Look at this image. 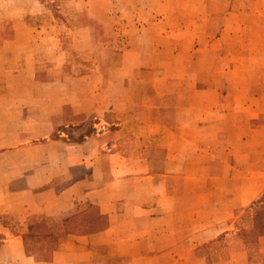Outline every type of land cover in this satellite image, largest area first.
<instances>
[{"label":"crops","instance_id":"1","mask_svg":"<svg viewBox=\"0 0 264 264\" xmlns=\"http://www.w3.org/2000/svg\"><path fill=\"white\" fill-rule=\"evenodd\" d=\"M21 18L12 21L10 41L0 43V263L41 264L35 260L43 255L50 257L44 264H97L96 248L105 249L104 259L120 258L128 264L177 262L180 246L192 244L195 232L200 234L227 213L224 204L219 205L222 208L203 206L200 211L204 214L195 218V206L189 202L195 182H220L223 176L201 179L184 171L179 174L178 168L190 166L196 141L217 139L226 133L228 117H241V100L234 95L217 96L213 94L216 86H207L199 95H178L184 109L173 106L174 116L170 117L163 112L172 101L166 87H155L134 101L128 92L130 80L122 78L126 94L117 97L116 103L114 97H99L93 73L36 79V65L43 61L29 45L31 35ZM84 25L73 32L75 51L86 48L84 44L95 36L89 25ZM22 38L27 45L20 48L16 43ZM186 39L193 37L187 35ZM130 53L131 49L125 55ZM58 54L62 56L57 65H46L62 70L69 63L68 55L66 51ZM122 67L127 68L125 63ZM118 102L122 108L116 106ZM226 103H234L230 111ZM263 113L264 109H257L251 117L264 119ZM70 114L93 115L95 131L77 142L51 138ZM212 114L214 117L208 118ZM69 125L78 123L72 121L65 127ZM263 126L251 129L254 138L249 162L256 171L246 178L248 187L235 191V207L255 198L264 186V169L260 168L264 149L259 151L264 137L258 131L261 127L264 132ZM240 140L235 136L229 143L234 149H229L234 168L240 166ZM157 149L164 150L162 161L152 155ZM233 180L241 181L237 176ZM180 182L186 184L182 189ZM180 197H186L185 207L179 206ZM90 204L94 213L85 210ZM195 219L207 225L195 227ZM52 220H61L67 233L60 247L26 255L24 230L32 223ZM203 234L208 237L209 230Z\"/></svg>","mask_w":264,"mask_h":264},{"label":"rangeland","instance_id":"2","mask_svg":"<svg viewBox=\"0 0 264 264\" xmlns=\"http://www.w3.org/2000/svg\"><path fill=\"white\" fill-rule=\"evenodd\" d=\"M20 16L31 35L29 45L36 48V56L43 61L36 65V79L93 73L91 79L99 87V97L105 100L114 97L116 103L126 94L120 83L122 78L126 82L130 80L128 92L134 101L136 98L140 101L155 87H166L172 101L163 112L170 117L174 116L173 106L178 105L179 111L184 109L178 95H199L207 86L215 85L213 94L217 96L234 95L241 100V117H228L227 131L217 139L196 141L194 156L188 160L190 166L178 168L179 174L184 171L201 179L214 174L223 176L220 182H195L194 197L189 200L195 206V218L204 214L200 211L203 206L222 208L219 205L224 204L227 213L206 228L208 237L201 235L206 231L204 228L200 234L195 232L192 244L180 246L178 261L173 260V264H264V235L247 246L239 234L250 223L251 207L264 192V186L255 198L243 200L242 206L235 207L232 203L235 191L248 187L246 178L256 171L249 162L254 138L251 129L264 125V119L251 117L257 109H264V0H0V43L10 41L12 21ZM84 24L89 25L95 36L84 44L86 48L75 51L71 38L77 27ZM187 35L193 39L187 40ZM16 45L20 48L27 45L26 39H20ZM129 49L131 53L125 55ZM58 51H66L68 55L69 63L62 70L46 65L58 64L62 56ZM123 63L127 68L123 69ZM48 68L52 69L48 71ZM116 106L122 108L120 102ZM226 106L230 111L234 103ZM72 121L79 123L80 128L67 127L65 133L76 139L90 128L94 119L90 114L71 115L56 129ZM258 131L264 137L261 127ZM60 135L65 136L62 132ZM235 136L241 138L238 152L241 159L237 161L240 166L234 168L235 161L231 159L234 149L229 143H233ZM145 143L148 144L147 140ZM262 149L264 141H260L259 151ZM155 151L152 155L162 161L164 150ZM260 168L264 169V165ZM234 176L241 181H234ZM185 185L178 183L180 189ZM186 205V197H180L179 206ZM91 209L94 213L95 207L86 205L87 212ZM198 225L207 222L202 224L197 219L195 227ZM104 251L96 248L97 264H128L120 258L104 259ZM49 260V256L39 255L35 262L44 264Z\"/></svg>","mask_w":264,"mask_h":264},{"label":"trees","instance_id":"3","mask_svg":"<svg viewBox=\"0 0 264 264\" xmlns=\"http://www.w3.org/2000/svg\"><path fill=\"white\" fill-rule=\"evenodd\" d=\"M68 127L78 129L80 124L76 126L69 125ZM65 128L56 129L52 132L51 138L53 139H67L68 141H81L86 136L95 131L93 124L84 133L80 134L78 138H73L65 133ZM61 132L66 136H61ZM99 222L100 215L97 216ZM249 224L247 228L240 229V236L242 241L247 245H252L257 237L264 235V192L253 203L249 213ZM66 231L61 220L52 221H38L28 225L25 232L22 233L23 246L26 255H32L40 250H56L60 247L62 240L66 236ZM49 239V241L42 242V239Z\"/></svg>","mask_w":264,"mask_h":264}]
</instances>
